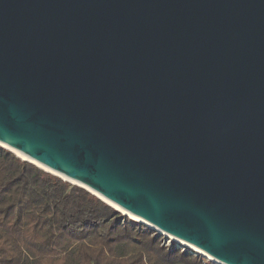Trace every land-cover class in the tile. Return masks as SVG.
Segmentation results:
<instances>
[{"label":"water","instance_id":"1","mask_svg":"<svg viewBox=\"0 0 264 264\" xmlns=\"http://www.w3.org/2000/svg\"><path fill=\"white\" fill-rule=\"evenodd\" d=\"M0 146L264 264V0H0Z\"/></svg>","mask_w":264,"mask_h":264},{"label":"trees","instance_id":"2","mask_svg":"<svg viewBox=\"0 0 264 264\" xmlns=\"http://www.w3.org/2000/svg\"><path fill=\"white\" fill-rule=\"evenodd\" d=\"M121 215L0 147V264H210Z\"/></svg>","mask_w":264,"mask_h":264},{"label":"bare ground","instance_id":"3","mask_svg":"<svg viewBox=\"0 0 264 264\" xmlns=\"http://www.w3.org/2000/svg\"><path fill=\"white\" fill-rule=\"evenodd\" d=\"M12 151L11 153H14L18 158H20L21 160L25 161V162H29V163H32L33 165H35L36 167H38L39 169L43 170V171H46L48 173H51L53 174L51 171L47 170L45 167H42L41 165L39 164H36V163H33L31 162L29 159H27L26 157H24L23 155H20L19 153H17L16 151H13V150H10ZM55 175V174H53ZM58 178L62 179L63 181L65 182H68L70 183L71 185H75V186H78V187H81L83 189H86L87 191H89L90 193H92L93 195H95L98 199H100L101 201H103L105 204L109 205L111 208L115 209L116 211H118L119 213H121L123 216H126L127 218L133 220V221H136L140 224H143L144 226H146L147 228L149 229H153L155 230L158 234H161L163 235L165 238L169 239L170 241L172 242H175L176 244H179V245H182L183 248H186V249H190L192 251H194L195 253H197L198 255L202 256L203 258L207 259L208 261L212 262L213 264H221V263H218L217 261H215L214 259H211L209 257H207L204 253H202L201 251H199L197 248L195 247H192L190 245H187V244H184L182 242H180L179 240L171 237L170 235H167L166 233H162L161 231L159 230H156L155 228H153L151 225L145 223L144 221H142L141 219H139L138 217L132 215L131 213H128L127 211H125L124 209H121L120 207H118L117 205H115L114 203H112L111 201H109L108 199H106L105 197H103L102 195H100L99 193H97L96 191H93L91 189H89L88 187H86L85 185L83 184H80V183H76L74 181H70L60 175H56Z\"/></svg>","mask_w":264,"mask_h":264},{"label":"rangeland","instance_id":"4","mask_svg":"<svg viewBox=\"0 0 264 264\" xmlns=\"http://www.w3.org/2000/svg\"><path fill=\"white\" fill-rule=\"evenodd\" d=\"M1 147V146H0ZM3 149H5V148H3ZM5 150H7V149H5ZM20 159V158H19ZM120 215H121V213H119ZM121 216H123V215H121ZM125 217V216H124ZM127 218V217H126ZM128 219V218H127ZM130 220V219H129ZM131 221V220H130ZM140 224V223H139ZM141 225H143V224H141ZM144 226V225H143ZM146 227V226H145ZM149 229V228H148ZM151 230V229H150ZM153 231V230H152ZM155 234H158L156 231H153ZM158 235H160L161 236V238L163 239V241H162V243H163V245L165 246V247H167V248H177V249H180L181 251H184V250H186L187 252H189V253H191V254H193L194 256H197V257H200V258H202V259H204L206 262H208V263H210V264H213L212 262H209L207 259H205V258H203L202 256H200V255H198L197 253H195L194 251H192V250H190V249H186V248H183L182 247V245H179V244H176L175 242H172V241H170L169 239H167V238H165L163 235H161V234H158Z\"/></svg>","mask_w":264,"mask_h":264}]
</instances>
